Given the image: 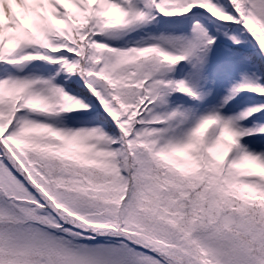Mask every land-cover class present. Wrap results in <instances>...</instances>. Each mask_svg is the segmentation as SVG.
Masks as SVG:
<instances>
[{"label":"snow or ice","instance_id":"snow-or-ice-1","mask_svg":"<svg viewBox=\"0 0 264 264\" xmlns=\"http://www.w3.org/2000/svg\"><path fill=\"white\" fill-rule=\"evenodd\" d=\"M0 264H264V0H0Z\"/></svg>","mask_w":264,"mask_h":264}]
</instances>
